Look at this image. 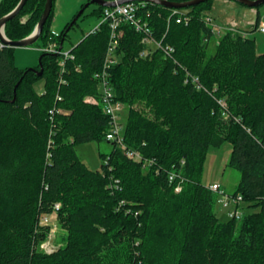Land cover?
Listing matches in <instances>:
<instances>
[{
  "label": "trees",
  "instance_id": "trees-1",
  "mask_svg": "<svg viewBox=\"0 0 264 264\" xmlns=\"http://www.w3.org/2000/svg\"><path fill=\"white\" fill-rule=\"evenodd\" d=\"M20 1L1 0L0 20ZM213 1L181 10L188 23H178L173 9L141 7L152 37L171 48H151L146 58L144 34L121 26L107 84L128 108L123 144L141 161L107 140L110 117L88 102L101 100L95 76L104 67L109 23L73 45L74 59L62 68L71 23L56 33L53 6L33 45L42 43L41 77L16 66V48L0 49V264H264V54L255 39L229 32L208 54L214 34L204 18ZM45 3L28 0L6 25L7 38L29 37ZM104 10L95 13L103 19ZM261 21L258 10L251 32ZM52 44L62 54L44 51ZM41 81L43 92L36 89ZM104 141L113 149L101 155V170H92L76 147ZM226 142L228 166L241 174L234 195L251 209L240 221L220 220L209 189L215 183L202 181L208 150ZM57 204L66 237L48 254L41 244L50 228L40 221Z\"/></svg>",
  "mask_w": 264,
  "mask_h": 264
},
{
  "label": "rangeland",
  "instance_id": "rangeland-1",
  "mask_svg": "<svg viewBox=\"0 0 264 264\" xmlns=\"http://www.w3.org/2000/svg\"><path fill=\"white\" fill-rule=\"evenodd\" d=\"M88 3L89 0H55L53 28L57 32H61L68 23H72L75 16L79 15L82 9H84L82 16L78 20L79 23L77 22L73 29L70 30V34L63 47L64 52H69L73 45L80 43L85 36L95 30L101 23L102 18L95 13V11L100 10V7L91 4L85 8ZM239 10L242 12L239 18L235 20L237 23H233L231 19L238 17L237 12ZM258 10L264 21V5L261 6L260 9H257L246 7L232 0H214L212 8L207 15L211 17L214 25L220 27L237 26L238 28L245 29L249 37L255 39L259 46L264 40V34L259 31L251 32L256 23ZM253 13L254 16H252ZM252 18L254 21H252ZM224 34H226L225 31H223L221 36L215 34L211 39L208 48L209 55L215 53L217 45ZM41 45L42 43H39L38 47L17 48L15 51L16 66L20 69H33L38 66L42 53V49L39 48ZM260 51V54H264V48ZM36 89L39 92H43L44 82H39L36 85ZM127 115L128 108L123 107L119 113V123L122 127H124L126 123ZM112 149L113 146L106 141L102 143L90 142L76 147L77 154L81 161L95 171L101 170L103 165V158L101 155L110 154ZM231 152L232 144L229 142L224 143L220 147H211L208 150L205 160L202 181L205 185L218 183L227 193L234 194L240 182L241 174L238 170L228 166ZM242 207L244 213L251 212V209L247 208L245 202L242 203ZM215 210L221 221L225 222L229 219L227 211L223 210L219 204H217ZM51 226V230H56L54 244L58 248L61 245V241L66 237V231L62 230L56 222L51 223ZM52 236L54 237L53 234Z\"/></svg>",
  "mask_w": 264,
  "mask_h": 264
},
{
  "label": "built area",
  "instance_id": "built-area-1",
  "mask_svg": "<svg viewBox=\"0 0 264 264\" xmlns=\"http://www.w3.org/2000/svg\"><path fill=\"white\" fill-rule=\"evenodd\" d=\"M110 4H114L115 7L105 8L103 19L101 24L109 23V27L111 30L109 45L106 53V59L104 63V67L101 73L96 74V79H99L101 89V100L96 98H90L88 102L94 105H101L103 107L104 113L110 117L111 120V129L109 133L106 135V138L110 142L117 143L124 151L125 155L132 160L141 161L142 156L140 153L128 149L127 146L123 144V127L119 123V113L121 112L124 105L115 100L113 92L111 91L109 85L107 84L108 79V71L109 69L117 63L116 59V51L119 46V41L122 37L121 26L124 24L132 25L137 32H141L144 34L143 44L147 46V48L140 54L141 57L146 58L151 53L152 49H159L164 52L171 51L169 46H164L162 42L157 41L152 37L151 30L147 23L143 22L138 15V11L141 7H144L147 3L144 2H130L121 4L122 0H104ZM173 15L178 16V23H188L189 18L187 17L186 12H181V10H174ZM205 23L211 27L213 34H217L221 36L223 31L226 33L240 34L244 37L247 36V33L241 31L240 29L227 26L220 27L218 25H214L211 17L208 15L204 18ZM98 29V27H97ZM258 31L264 34V23L261 22L258 26ZM5 47V45L0 40V49ZM44 51L46 53L52 54H62L61 50H57L55 45H50L45 48ZM64 61L61 62V67L64 68L65 60L74 59L71 55V52H65ZM64 72V69L63 71ZM193 83L199 82L198 78L192 79ZM55 111H50V114L53 116ZM178 174L176 172L171 173L169 176L170 183L176 181ZM211 192H213L217 197L218 204L222 207L223 210L227 211L228 218L231 220L240 221L243 219L245 213L242 210V203L244 202L243 197L240 195H234L227 193L220 184H212L209 186ZM176 192H180V186L176 188ZM60 209V205L57 204L55 206V210L52 214L45 215L41 218L40 226L41 227H49L50 234L43 244H41V249L46 253L51 254L55 252L58 248L54 244L55 240V231L51 230V223H57L58 221V210ZM54 235V237L52 236Z\"/></svg>",
  "mask_w": 264,
  "mask_h": 264
},
{
  "label": "water",
  "instance_id": "water-1",
  "mask_svg": "<svg viewBox=\"0 0 264 264\" xmlns=\"http://www.w3.org/2000/svg\"><path fill=\"white\" fill-rule=\"evenodd\" d=\"M208 1H211V0H189L186 2H172L169 0H122L121 4L130 3V2H144V3H151V4L159 5V6L168 8V9L183 10V9H187L190 7L198 6ZM232 1H235L249 8H258L264 5V0H232ZM27 2L28 0H21L18 6L10 14H8L7 16L3 17L0 20V40L7 47H13L16 49L17 48H29V47H32L34 44H36L39 41L43 33L44 27L51 15L55 0H46L44 11L37 24V27L35 28L34 32L29 37H27L26 39L20 40V41H14V42L10 41L5 34L6 25L8 24V22L14 20L20 14V12L23 10ZM91 4L97 5L102 8L115 7L114 4H110L104 0H89V3L86 5L85 8H87ZM83 12H84V9H82L80 14L77 15L76 18L72 21V23L70 24L69 28L66 31V35L69 34L70 30L78 22ZM60 50L62 51V46ZM39 66H40V71H37L35 69H30V70L35 72L38 76L41 77L43 74V65L41 63V58L39 61Z\"/></svg>",
  "mask_w": 264,
  "mask_h": 264
},
{
  "label": "crops",
  "instance_id": "crops-1",
  "mask_svg": "<svg viewBox=\"0 0 264 264\" xmlns=\"http://www.w3.org/2000/svg\"><path fill=\"white\" fill-rule=\"evenodd\" d=\"M241 12H242V11L239 10V11L237 12V14H238L237 16H238V17L235 16L236 18H232V19H231V21H233V23H234V22L237 23L235 20H236L237 18H239ZM255 15H256V13H255ZM252 16H254V13H253ZM254 19H255V17H254ZM254 19L252 18V21H254ZM256 20H257V15H256ZM262 22H264V21L262 20ZM255 24H256V23H255ZM235 25H236V24H235ZM233 27H235V26H233ZM236 28H238V27L236 26ZM254 28H255V25H254ZM254 28H253V30H254ZM52 29L54 30L53 26H52ZM238 29H240V30H242V31H244V32H247L245 29H241V28H238ZM253 30H252V31H253ZM54 31H55V30H54ZM55 32L57 33V31H55ZM248 36H249V35H248ZM262 48H264V40H263L262 44H260V45L258 46V52H259V53H261L260 50H261Z\"/></svg>",
  "mask_w": 264,
  "mask_h": 264
},
{
  "label": "bare ground",
  "instance_id": "bare-ground-1",
  "mask_svg": "<svg viewBox=\"0 0 264 264\" xmlns=\"http://www.w3.org/2000/svg\"><path fill=\"white\" fill-rule=\"evenodd\" d=\"M79 23V22H78ZM69 34H70V32H69Z\"/></svg>",
  "mask_w": 264,
  "mask_h": 264
}]
</instances>
